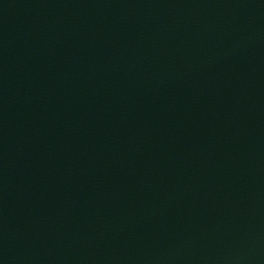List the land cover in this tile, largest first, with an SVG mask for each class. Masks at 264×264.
<instances>
[{
	"label": "water",
	"instance_id": "1",
	"mask_svg": "<svg viewBox=\"0 0 264 264\" xmlns=\"http://www.w3.org/2000/svg\"><path fill=\"white\" fill-rule=\"evenodd\" d=\"M0 264H264V0H0Z\"/></svg>",
	"mask_w": 264,
	"mask_h": 264
}]
</instances>
